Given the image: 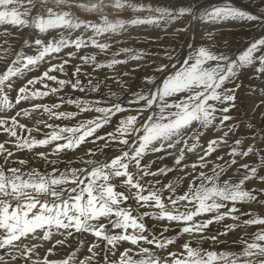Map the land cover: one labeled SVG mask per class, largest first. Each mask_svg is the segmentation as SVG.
I'll return each instance as SVG.
<instances>
[{
    "label": "snow or ice",
    "instance_id": "1",
    "mask_svg": "<svg viewBox=\"0 0 264 264\" xmlns=\"http://www.w3.org/2000/svg\"><path fill=\"white\" fill-rule=\"evenodd\" d=\"M0 39V264H264V0H0Z\"/></svg>",
    "mask_w": 264,
    "mask_h": 264
},
{
    "label": "bare ground",
    "instance_id": "2",
    "mask_svg": "<svg viewBox=\"0 0 264 264\" xmlns=\"http://www.w3.org/2000/svg\"><path fill=\"white\" fill-rule=\"evenodd\" d=\"M241 2H243V0H241ZM82 15H85V14H82ZM139 31V30H138ZM10 43L12 42L11 40L9 41ZM3 43V39H0V44H2ZM0 135H2V134H0ZM33 166H36V167H38L39 168V170H41V171H43L44 170V166H43V164L42 163H40L39 161H34L33 162ZM230 247H232V248H235L236 246L235 245H229ZM221 247H223V246H221Z\"/></svg>",
    "mask_w": 264,
    "mask_h": 264
}]
</instances>
